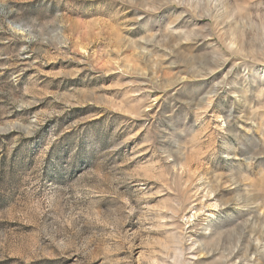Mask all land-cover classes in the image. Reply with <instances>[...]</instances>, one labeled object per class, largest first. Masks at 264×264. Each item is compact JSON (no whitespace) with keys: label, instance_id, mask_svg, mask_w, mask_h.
Listing matches in <instances>:
<instances>
[{"label":"rangeland","instance_id":"obj_1","mask_svg":"<svg viewBox=\"0 0 264 264\" xmlns=\"http://www.w3.org/2000/svg\"><path fill=\"white\" fill-rule=\"evenodd\" d=\"M0 264H264V0H0Z\"/></svg>","mask_w":264,"mask_h":264}]
</instances>
